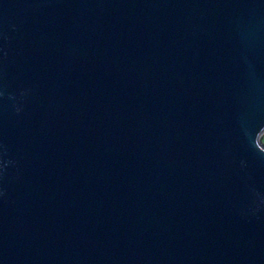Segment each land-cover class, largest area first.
I'll return each mask as SVG.
<instances>
[{
    "label": "water",
    "instance_id": "obj_1",
    "mask_svg": "<svg viewBox=\"0 0 264 264\" xmlns=\"http://www.w3.org/2000/svg\"><path fill=\"white\" fill-rule=\"evenodd\" d=\"M264 0H0V264H264Z\"/></svg>",
    "mask_w": 264,
    "mask_h": 264
},
{
    "label": "rangeland",
    "instance_id": "obj_2",
    "mask_svg": "<svg viewBox=\"0 0 264 264\" xmlns=\"http://www.w3.org/2000/svg\"><path fill=\"white\" fill-rule=\"evenodd\" d=\"M261 142H262V144H264V133L261 136Z\"/></svg>",
    "mask_w": 264,
    "mask_h": 264
}]
</instances>
